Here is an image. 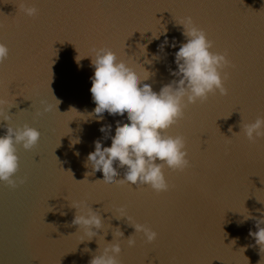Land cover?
Returning <instances> with one entry per match:
<instances>
[{
	"label": "water",
	"instance_id": "water-1",
	"mask_svg": "<svg viewBox=\"0 0 264 264\" xmlns=\"http://www.w3.org/2000/svg\"><path fill=\"white\" fill-rule=\"evenodd\" d=\"M22 5L38 15H25ZM185 17L205 31L214 53L227 55V95L189 105L167 130L185 138L190 161L182 172L165 168L167 192L106 185L86 157L97 139L111 146L99 129L111 125L114 137L121 118L105 113L98 123L89 115L96 107L91 57L111 49L158 93L174 79L169 69L187 42L178 24ZM165 35L177 48L160 53ZM0 43L9 48L0 100L10 117L0 121V136L9 124L41 133L32 150L16 146V185L0 183V264H91L104 240L121 244L120 264H264V250L249 236L264 219V137L251 143L241 131L264 117V0H0ZM77 202L103 213L100 237L85 240L72 225ZM122 209L157 240L135 234ZM133 235L128 247L124 239Z\"/></svg>",
	"mask_w": 264,
	"mask_h": 264
},
{
	"label": "clouds",
	"instance_id": "clouds-1",
	"mask_svg": "<svg viewBox=\"0 0 264 264\" xmlns=\"http://www.w3.org/2000/svg\"><path fill=\"white\" fill-rule=\"evenodd\" d=\"M21 10L29 17L39 13L36 7L22 5ZM178 24L183 26V35L187 42L180 44L179 50L175 51L176 69H169L174 79L164 85L158 93L153 90L151 84L142 83L149 77L141 79L140 75L124 61L119 60L111 49L100 48L91 57L94 75L91 77L90 92L96 107L89 115L95 117L98 123L103 121L105 113L121 118L117 121L114 137H110L111 125H103L99 129L105 134L104 139L111 138V146L105 147L101 140L97 139L94 141V151L86 157L85 166L92 168V174L102 172L103 179L99 181L106 185L147 186L156 193L167 192L169 184L165 168L182 172L190 166L185 138L179 135L169 136L166 134L167 130L184 118L189 105L204 102L209 95L217 92L221 96L227 95L224 86L227 79L225 69L230 66L227 55L212 51L213 43L205 31L195 25L191 17L183 18ZM166 31L153 38L159 39ZM169 47L176 49L177 41H169L165 35L159 52L163 53ZM8 57L9 48L0 43V63ZM152 59L158 61L161 56L156 54ZM145 63L151 64L152 60L146 59ZM222 73H225L223 77ZM56 101L59 104V101ZM3 104L4 101L0 100V121L9 122L10 117L5 114ZM41 104L44 106V112L51 110L47 101L42 100ZM125 116L127 121L123 119ZM241 131L249 142L255 143L264 137V117H258L254 123L243 124ZM40 137L41 133L28 125L23 128L8 125L5 135L0 136V183L16 185L14 177L19 169L16 146L20 145L26 151L32 150ZM78 143L79 138L72 141L73 145ZM118 169L124 170L122 179L119 178ZM70 207L76 210L72 225L83 230L84 235L88 237L85 240L91 241L101 236V230L104 232L105 228L102 212L94 211L92 206L89 207L85 202H77ZM249 218L251 217L245 216V219ZM120 219H126L127 223L134 227L135 234L142 233L148 243L157 240L158 234L155 231L145 225L132 224L131 218L123 209ZM256 227L258 231H250L249 236L255 240L261 251L264 250V219L257 220ZM115 229L123 237V232L119 228ZM134 235L124 239L128 247L135 246ZM114 239L116 237L113 235ZM104 244L100 255H97L91 264H120L118 257L122 252L121 244L113 241L105 243V240Z\"/></svg>",
	"mask_w": 264,
	"mask_h": 264
},
{
	"label": "snow or ice",
	"instance_id": "snow-or-ice-1",
	"mask_svg": "<svg viewBox=\"0 0 264 264\" xmlns=\"http://www.w3.org/2000/svg\"><path fill=\"white\" fill-rule=\"evenodd\" d=\"M133 192H136L137 190L135 188L132 189Z\"/></svg>",
	"mask_w": 264,
	"mask_h": 264
}]
</instances>
